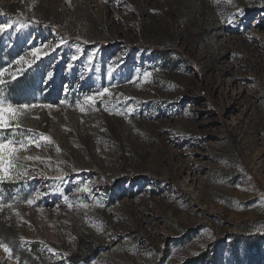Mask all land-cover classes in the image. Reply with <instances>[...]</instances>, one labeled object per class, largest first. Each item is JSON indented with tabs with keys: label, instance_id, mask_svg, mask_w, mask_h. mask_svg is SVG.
<instances>
[{
	"label": "rangeland",
	"instance_id": "rangeland-1",
	"mask_svg": "<svg viewBox=\"0 0 264 264\" xmlns=\"http://www.w3.org/2000/svg\"><path fill=\"white\" fill-rule=\"evenodd\" d=\"M17 19L0 89L53 105L21 118L51 137L28 154L53 166L0 185V264H264V0H0V25ZM61 36L71 47L15 63ZM57 161L61 192L46 187ZM88 182L100 204L76 191ZM36 190L49 194L28 205Z\"/></svg>",
	"mask_w": 264,
	"mask_h": 264
},
{
	"label": "snow or ice",
	"instance_id": "snow-or-ice-1",
	"mask_svg": "<svg viewBox=\"0 0 264 264\" xmlns=\"http://www.w3.org/2000/svg\"><path fill=\"white\" fill-rule=\"evenodd\" d=\"M244 14L243 9L238 10V15L242 16ZM13 23L18 24V28H16V31H19L21 28L27 27V25L24 23L23 20L17 19L14 22H9L0 25V32H4L5 30L12 29ZM34 23L39 24V21H34ZM44 27H48V25H44ZM52 31L55 32V28H52ZM84 44H87L88 41H83ZM61 46H69V41L65 37H59L55 43L48 42L43 43L38 46H34L31 48L30 56L33 58L31 60H25L24 56H20L19 59L15 61L17 65H23V64H35L37 61L41 59L42 56H49L51 52L56 51L57 48H61ZM77 53L81 51L79 45L76 46ZM94 54H89L85 57L86 64L85 68L89 71H91V68L88 67V65H91L93 60ZM60 56V53H57L56 57H52V60H56L57 57ZM71 61H76L78 59L77 55H73L71 58ZM115 62H113V65ZM113 65L109 66V72L108 75L111 77L112 71L114 70ZM71 64L68 65L69 68H71ZM22 71V68L20 69ZM8 72L7 68H4L3 71H0V84H4L5 81L2 79L4 77V74ZM13 79H15L16 74L11 73L10 74ZM53 77L52 72L47 73V79L51 80ZM151 77V72H144L143 78L145 81H148ZM83 78V77H82ZM110 87H115V85H111ZM110 87H103L101 90H98L96 94L94 95H87L84 97V103L85 104H92L95 105L97 100H101L103 102V98L106 94L111 95L110 93ZM48 108L51 109L53 107L52 104H37V103H19L14 104L10 102L8 99L5 98L3 95V90L0 89V185H3L5 182H11V183H20L22 188H27L28 181L31 179H34L36 176H46V174L35 167L34 165L36 162H39L40 164H44L45 167L51 168L53 165L49 163L51 160L50 157L44 158L40 155H29L28 151L29 149L34 145L36 148H40L41 141L45 142H51V137L44 135L43 133L36 134L33 133L31 129H27L26 131L21 129V118L27 114V112L34 108ZM135 109L133 107H128L126 109V112L131 113ZM83 111V109H81ZM117 114H121L117 112ZM19 130V131H18ZM56 151L59 152L60 149L57 147ZM33 162L32 165H29L27 162ZM60 163H63V161H57V168L56 170L60 172V175L55 177L54 183L51 185H46L49 189L55 192H61L62 191V185L65 183V177L67 176L66 173H64L61 169H59L58 165ZM76 171L75 169H73ZM47 178V177H46ZM23 182V183H21ZM92 182L85 183L84 186L77 187V192H85L89 193L91 198L93 200H96L98 204L101 203L100 200H97L95 197V194L92 192V188L89 186ZM20 194V190L17 189V196ZM48 192H43L40 190H36L34 195L31 196V198L27 199L26 203L28 205H32L37 199H40L46 195H48ZM4 201V195H3V189L0 188V211H2L4 208L11 209L13 207L12 203H5ZM64 201L67 203L68 207H72L73 203L68 201V197L64 196ZM261 203H264V195L261 196ZM85 208L88 207L87 204L83 205ZM102 206V205H101ZM0 248H3V250L8 253L9 258H12V249L8 246L7 243H4L0 241ZM59 255V254H56ZM17 261H19L20 257H15ZM25 264H27V261H25ZM93 264H96L95 261H93Z\"/></svg>",
	"mask_w": 264,
	"mask_h": 264
}]
</instances>
